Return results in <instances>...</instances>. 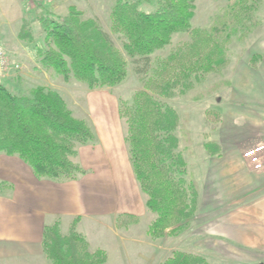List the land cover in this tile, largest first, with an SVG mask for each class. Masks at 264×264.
Wrapping results in <instances>:
<instances>
[{"label": "trees", "instance_id": "obj_1", "mask_svg": "<svg viewBox=\"0 0 264 264\" xmlns=\"http://www.w3.org/2000/svg\"><path fill=\"white\" fill-rule=\"evenodd\" d=\"M141 1L117 0L110 9V30L122 38V50L96 18L82 17L76 6H68L63 16L42 7L39 22L45 49H38V64L65 82L73 78L95 88L124 80L126 56L142 62L136 68L142 87L129 101L120 100L118 115L125 125L123 139L134 177L146 197V208L155 214L147 234L160 242L194 215L198 203L197 182L189 177L178 146V112L162 98L184 93L200 75L219 70L226 62V40L232 33L245 34L256 25V11L264 0H231L230 16L238 27L227 32L222 42L209 31L191 26L196 0H156L149 11L140 8ZM176 32H188L190 40L156 58L155 65L146 69L150 55L168 45ZM17 36L32 40L24 27ZM94 137L88 122L73 114L57 90L37 85L27 93H14L0 82V152L20 157L36 177L74 179L83 174L73 157L78 145L93 142ZM204 147L210 154L218 152L214 142L206 141ZM6 186L0 182V193ZM79 219L71 220L67 233H61L58 219L44 225L41 246L51 264H103L107 260L106 251L90 249L77 230ZM136 221V216L124 213L116 217V226ZM160 264L212 263L177 249Z\"/></svg>", "mask_w": 264, "mask_h": 264}, {"label": "crops", "instance_id": "obj_2", "mask_svg": "<svg viewBox=\"0 0 264 264\" xmlns=\"http://www.w3.org/2000/svg\"><path fill=\"white\" fill-rule=\"evenodd\" d=\"M105 110L106 117L85 119L95 140L77 146L73 160L85 172L74 179L38 178L20 157L0 152V182L7 184L0 193V264H51L41 246L44 225L58 219L61 233H67L76 216L77 230L90 249L106 251L103 264H160L165 259L157 261L164 238L158 242L147 234L154 217L126 156L121 125ZM255 138L264 146V134ZM211 142L219 145V154L210 155L203 146V153L185 159L188 175L197 182L198 203L194 215L173 233L188 249L173 250L201 255L208 262L264 259V168L254 169L243 156L249 142L232 146L222 136ZM259 157L264 163V148ZM124 213L136 216L137 222L116 226V217ZM141 219L145 229L137 226ZM85 224L87 230L96 228L95 235L85 232Z\"/></svg>", "mask_w": 264, "mask_h": 264}, {"label": "rangeland", "instance_id": "obj_3", "mask_svg": "<svg viewBox=\"0 0 264 264\" xmlns=\"http://www.w3.org/2000/svg\"><path fill=\"white\" fill-rule=\"evenodd\" d=\"M116 1L32 0L28 3L24 0H0V40L9 53L10 60L19 62L21 66L19 72H11L6 77L12 84L8 85L7 82L2 81L3 84L14 93H27L37 85L55 89L63 95L74 115L88 121L89 118L106 117L108 111L105 109L111 110L118 119V124L121 125L124 138L125 125L118 115V105L120 100L129 101L133 92L142 87L141 76L136 73L137 66H142V62L126 56L127 74L124 80L111 87L95 88H89L73 78L65 82L59 74L51 69H42L38 64V49H45L39 22L42 7L50 11L55 10V14L63 16L69 5H75L82 11V17L96 18L114 44L122 50V38L110 30L109 12ZM231 2V0H196L194 15L190 20L191 26L205 29L220 42L224 41L227 32L238 27L230 16ZM155 3L156 0H142L140 8L149 11L154 9ZM256 18L258 21L250 31L245 34L237 31L226 40V62L219 70L200 75L199 80H195L192 87L184 93L176 92L170 98H162L178 112L179 124L176 134L179 139V149L185 159L190 157L188 155L203 153L202 147L206 141L219 140L221 136L232 142V146L237 141L251 143L245 150L260 143L254 137L264 134V1L256 11ZM21 27L29 29L32 35L31 41L18 39L17 34ZM188 40H190L188 32L172 34L168 45L150 55V63L146 69L155 65L156 58L166 56L175 46ZM148 74L149 71L145 77ZM198 95L200 99H193ZM189 126L192 129H189ZM204 150L208 152L205 147ZM219 152L218 145L217 153H208L216 155ZM126 156L128 157V150ZM147 212L152 218L155 217L151 211L147 210ZM146 225L141 219L137 226L145 229ZM84 226L86 224L83 225V229L90 237L95 235L96 228L89 226L87 230ZM141 246L138 244L139 251ZM180 247L188 249L187 243H183V238L179 235L175 238L173 234H167L161 247L163 250L158 252L157 261L166 258L174 248ZM209 261L212 264L228 262L264 264V259L255 258L243 260L218 258Z\"/></svg>", "mask_w": 264, "mask_h": 264}, {"label": "built area", "instance_id": "obj_4", "mask_svg": "<svg viewBox=\"0 0 264 264\" xmlns=\"http://www.w3.org/2000/svg\"><path fill=\"white\" fill-rule=\"evenodd\" d=\"M24 1L28 3L32 2V0ZM20 67L21 66L18 62H12L10 60L9 53L0 40V81L8 77L11 72H19ZM263 148V145H258L253 146L243 152V156L249 160L253 168L256 170H261L262 168H264V163L260 160L259 157V152H261Z\"/></svg>", "mask_w": 264, "mask_h": 264}]
</instances>
